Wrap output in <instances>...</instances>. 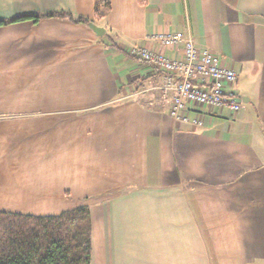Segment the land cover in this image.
<instances>
[{
  "label": "crops",
  "instance_id": "obj_1",
  "mask_svg": "<svg viewBox=\"0 0 264 264\" xmlns=\"http://www.w3.org/2000/svg\"><path fill=\"white\" fill-rule=\"evenodd\" d=\"M58 14L89 22L0 26V211L87 209L89 264H264V0H0V21ZM160 32L233 69L240 111L172 119L130 54L180 58Z\"/></svg>",
  "mask_w": 264,
  "mask_h": 264
},
{
  "label": "built area",
  "instance_id": "obj_2",
  "mask_svg": "<svg viewBox=\"0 0 264 264\" xmlns=\"http://www.w3.org/2000/svg\"><path fill=\"white\" fill-rule=\"evenodd\" d=\"M147 41L164 49H182L180 58H171L161 52L134 47L131 55L164 73L160 86L162 97L170 98L169 116L175 121L202 127V121L187 110L191 104L208 109H224L237 113L241 102L227 87L237 76L233 69L221 63L218 56L199 48L189 35L181 32H160L147 37Z\"/></svg>",
  "mask_w": 264,
  "mask_h": 264
},
{
  "label": "trees",
  "instance_id": "obj_3",
  "mask_svg": "<svg viewBox=\"0 0 264 264\" xmlns=\"http://www.w3.org/2000/svg\"><path fill=\"white\" fill-rule=\"evenodd\" d=\"M104 10L109 3L103 2ZM100 5V4H99ZM99 5L95 9L99 13ZM43 18L68 19L88 23L87 19L58 14L21 16L0 21V26ZM90 219L88 210L78 208L56 217H30L0 211V264H89Z\"/></svg>",
  "mask_w": 264,
  "mask_h": 264
},
{
  "label": "water",
  "instance_id": "obj_4",
  "mask_svg": "<svg viewBox=\"0 0 264 264\" xmlns=\"http://www.w3.org/2000/svg\"><path fill=\"white\" fill-rule=\"evenodd\" d=\"M92 28V30L99 36H102L104 34V30L99 28V27H96L94 25H91L90 26Z\"/></svg>",
  "mask_w": 264,
  "mask_h": 264
}]
</instances>
